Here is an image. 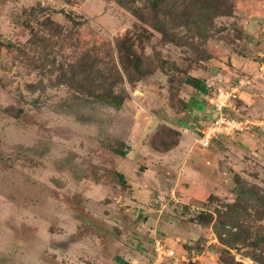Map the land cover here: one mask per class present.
<instances>
[{
	"label": "rangeland",
	"instance_id": "rangeland-1",
	"mask_svg": "<svg viewBox=\"0 0 264 264\" xmlns=\"http://www.w3.org/2000/svg\"><path fill=\"white\" fill-rule=\"evenodd\" d=\"M188 76L264 122V0H0V264H264V129L213 140L212 191L149 168L195 144Z\"/></svg>",
	"mask_w": 264,
	"mask_h": 264
},
{
	"label": "crops",
	"instance_id": "crops-1",
	"mask_svg": "<svg viewBox=\"0 0 264 264\" xmlns=\"http://www.w3.org/2000/svg\"><path fill=\"white\" fill-rule=\"evenodd\" d=\"M207 83V82H206ZM215 87V86H214ZM193 95V94H192ZM188 96V98L185 99L184 107L182 106L181 110L178 112H171V116L175 115L177 119V122H185L187 123V127H181L178 126L181 129H186L188 133H194V125H197V123H203L204 121L208 120V118H211V115L209 114L210 111H208V103L206 102L205 95L199 96V94H196L195 96ZM165 113V112H164ZM162 112V114H164ZM164 115H167L165 113ZM207 116V119L204 118ZM209 116V117H208ZM155 118V120H154ZM163 119H159L158 117H153V119L150 117V120L148 121L147 125L153 126L152 123H154V126H157L161 123ZM186 133V132H185ZM195 135L192 136L194 138ZM185 139H183V138ZM181 139L176 142L170 149L164 152H160L156 149H154L150 143H141L142 149L145 150H153L152 155L154 157L149 159V168L151 171H153L155 174L158 172V167L160 162H164L165 160L174 164H177V161H180L181 159L189 158V160L194 161L191 164V169L195 172V176H193V182L201 183L203 182V187L201 191H212L215 188V182L218 180V177L220 176L219 169L217 168V161L214 157L217 156V153L214 151H219V147L213 145L211 148H201L199 146H195V144H192L189 139L182 136ZM184 156V157H183ZM186 157V158H185ZM193 159V160H192ZM208 160H212L213 162H208ZM155 164H154V163ZM148 164V165H149ZM214 164V166H213ZM212 165V168L210 167ZM120 169L122 173L123 167L122 164L120 165ZM207 170V171H206ZM208 172H211L210 174ZM139 181V180H138ZM139 183V182H138ZM194 184V183H193ZM214 185V186H213ZM148 187L149 185H144ZM137 187H142L138 184ZM194 187V188H193ZM211 187V188H208ZM199 192V188L196 186L190 187L187 192V195L197 197L201 193Z\"/></svg>",
	"mask_w": 264,
	"mask_h": 264
},
{
	"label": "built area",
	"instance_id": "built-area-1",
	"mask_svg": "<svg viewBox=\"0 0 264 264\" xmlns=\"http://www.w3.org/2000/svg\"><path fill=\"white\" fill-rule=\"evenodd\" d=\"M243 83V82H242ZM239 85L240 84L239 82ZM238 90L236 87L229 89L217 86L211 91V96H207V103L211 109V118L201 127L194 125L195 136L193 138L195 144L199 147H208L212 140L218 136H232L237 132L246 130L250 126H256L264 129V122L262 119H241L239 117L229 116L225 113V109L233 107L235 99L238 97ZM184 131L186 129L183 128ZM185 133V132H184ZM154 252L156 260L167 258L170 256V250L166 247L165 241L162 238H155Z\"/></svg>",
	"mask_w": 264,
	"mask_h": 264
},
{
	"label": "trees",
	"instance_id": "trees-1",
	"mask_svg": "<svg viewBox=\"0 0 264 264\" xmlns=\"http://www.w3.org/2000/svg\"><path fill=\"white\" fill-rule=\"evenodd\" d=\"M154 5H157L155 2H154ZM185 82L187 83V84H189L190 86H192V90L196 93V94H199V95H205V96H208L210 93H211V89L207 86V84L206 83H204V81L203 80H201L200 78H197V77H190V76H188V77H186L185 78ZM112 100L113 101H115L116 102V104L115 105H118V104H120L121 103V100L120 99H118V100H115V98H112ZM206 102H207V99H206ZM183 107H184V104H183ZM225 111V113L227 114V115H229L228 113H227V109H225L224 110ZM229 116H233V115H229ZM234 117H236V116H234ZM178 119V118H177ZM209 121V118H208V120H206V121H204L203 123H197V126H199V127H201L202 125H204L206 122H208ZM177 124H178V126H183V127H187L188 125H187V123H185V122H177ZM187 125V126H186ZM234 136V135H233ZM216 139V138H215ZM214 140V139H213ZM213 140H212V142H213ZM212 142H211V144H212ZM210 144V145H211ZM209 145V146H210ZM208 146V147H209ZM208 147H206V148H208ZM202 148V147H201ZM119 154L123 157L124 155H125V153L124 152H122V151H120L119 152ZM119 176H120V178H126V177H128L126 174H124V173H122V171L121 170H119ZM239 196V195H238Z\"/></svg>",
	"mask_w": 264,
	"mask_h": 264
}]
</instances>
